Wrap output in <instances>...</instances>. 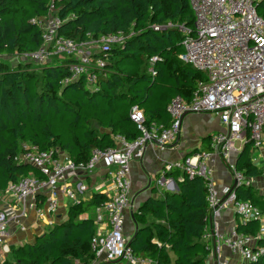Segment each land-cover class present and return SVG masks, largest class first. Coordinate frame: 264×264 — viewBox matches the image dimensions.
I'll return each instance as SVG.
<instances>
[{"label": "trees", "instance_id": "1", "mask_svg": "<svg viewBox=\"0 0 264 264\" xmlns=\"http://www.w3.org/2000/svg\"><path fill=\"white\" fill-rule=\"evenodd\" d=\"M50 4L60 20L57 36L81 43L124 34L119 44L92 53L105 62L91 71L97 73V90L88 87L87 74L71 78L72 55H54L43 63L19 60L21 53L42 45V29L32 19L47 15ZM256 11L264 18V0H257ZM168 23L172 26L153 28ZM179 25L194 26L189 0H0V191L22 176H41L32 164L15 159L24 142L39 150L61 149L75 162H86L95 148L114 147L117 134L128 141L140 136L130 118L134 104L142 108L146 123L168 125L171 99L179 94L189 101L206 79L178 57L184 38ZM153 56L157 59L151 62ZM6 57H15L17 65ZM253 149L251 141L243 145L235 169L246 178L264 180V168L252 161ZM167 175L177 190L151 188L132 212L129 246L144 260L139 264H206L210 250L203 236L210 209L205 181L177 168ZM234 191L264 211V194L254 184L236 185ZM107 199L106 193L92 192L69 205L65 219L45 226L31 241L10 245L1 264H94L95 209ZM259 228L258 220L249 219L235 230L255 235ZM258 245L264 246V240ZM248 264H264V251Z\"/></svg>", "mask_w": 264, "mask_h": 264}, {"label": "built area", "instance_id": "2", "mask_svg": "<svg viewBox=\"0 0 264 264\" xmlns=\"http://www.w3.org/2000/svg\"><path fill=\"white\" fill-rule=\"evenodd\" d=\"M194 15L192 29L179 25L184 38L183 51L179 58L203 71L206 79L199 81L189 101L179 94L167 106L170 123H146L142 108L134 104L130 118L136 123L141 134L133 141L122 135H115L116 145L106 149L95 148L86 162H75L65 151L50 148L39 150L34 144L22 143L23 151L16 155L17 161L38 167L44 178L22 176L10 182L0 191V257L10 252L12 232L10 226L24 231V219L33 209L43 225L56 222V210L60 196L78 204L90 192L106 193L108 199L95 209V235L91 246L95 253L94 263L105 260L124 259L128 264H139L144 260L134 255L125 235L126 212L132 210V180L130 162L141 160L147 146L166 149L178 138L182 117L186 112H208L218 116L225 129L210 136V150H197L185 155L181 160L165 161L160 169L155 185L173 190L175 180L167 173L180 169L188 177L199 176L205 181L210 221L221 209H235L245 222L256 219L261 223L255 235L236 230L222 233L215 224L209 233L214 245L209 250L216 258V264H248L255 261L264 251L258 245L264 232V211L249 200L238 199L231 186L218 188L214 182L212 162L215 157L223 159L231 171L236 185L250 183L242 172L235 169L232 152L240 150L236 142L253 143L252 155L264 146V18L256 11L257 0H189ZM50 10L47 15L32 19L42 29V45L31 52L18 55L19 60L43 63L58 54L72 55L76 61L70 65L71 78L87 74L88 87L97 90V73L104 60L92 58L95 51H107L111 46L124 40L121 33L101 36L97 40L81 43L56 35L60 20ZM172 26L154 25L158 30ZM91 44L97 48L88 49ZM92 46V45H91ZM92 52V53H91ZM157 59L153 56L150 61ZM151 71V70H150ZM154 73V71H151ZM66 78L64 81H68ZM255 162V158H252ZM101 163L106 169L107 180L94 183L85 181L86 174ZM264 190V188H263ZM45 196L44 204L39 205L37 194ZM264 194V193H263ZM226 246L233 259L223 256L221 248ZM105 255V257H103Z\"/></svg>", "mask_w": 264, "mask_h": 264}, {"label": "crops", "instance_id": "3", "mask_svg": "<svg viewBox=\"0 0 264 264\" xmlns=\"http://www.w3.org/2000/svg\"><path fill=\"white\" fill-rule=\"evenodd\" d=\"M181 124L182 126L178 138L176 141L169 144L166 149L156 148L155 146H147L141 160H132L130 162V174L132 180L131 190L134 198L133 202L138 199L136 206L139 205L145 197L151 194V188L155 186L156 182V180L154 181L152 179V176L155 175L158 178L160 169L165 161L180 160L191 150H206V148L210 147V136L217 131L225 129V126L220 122L218 116L208 112H186L182 117ZM239 147L242 149L243 144L240 143ZM259 151L262 153H259L261 155L259 157H262L264 160V147H262ZM236 154L237 153L232 152V159H235ZM254 163L258 169L261 170L264 168V161H259L255 158ZM212 167L214 172V182L218 188L232 186L234 179L231 171L223 159L215 157L212 162ZM105 173L106 169L101 163H98L95 168L90 171V173L88 172L86 174L85 181L90 185L105 182L107 180ZM258 178H250V183L252 185L254 184L259 192L263 194L264 180L262 178L261 182H258ZM145 181H148V184L143 187L142 184H144ZM91 193L92 192L88 191L85 194L84 199H88L91 196ZM65 200L66 199L64 197L60 196L59 208L55 213L58 220L65 219L64 217L66 216L67 208L71 205L70 201L65 202ZM131 209H133V204ZM128 214L130 215V210H128L127 215ZM239 222H241V219L235 209H221L215 217H213L210 221L208 220L203 239L208 241L212 246L214 245V238L209 233L215 224L222 233L229 234L231 231L235 230ZM24 225L26 226L24 231L19 230L18 227L13 225L10 226L9 230L12 232V239H10L11 245H19L24 242L31 241L34 238V235L41 233L46 226L43 225L41 220L36 218L33 209L29 210L28 216L24 219ZM259 226H261L260 222ZM134 229V222L127 219L125 221V232L128 238L132 236ZM262 239L264 240V232L262 233ZM221 253L223 256L233 259V255L226 246L222 245ZM103 257H105V255ZM3 260L4 259L0 257V264ZM122 262L123 261L121 259L105 260V258H101L94 264H124ZM206 264H216V258L211 251L206 258Z\"/></svg>", "mask_w": 264, "mask_h": 264}, {"label": "rangeland", "instance_id": "4", "mask_svg": "<svg viewBox=\"0 0 264 264\" xmlns=\"http://www.w3.org/2000/svg\"><path fill=\"white\" fill-rule=\"evenodd\" d=\"M92 45V46H91ZM89 47H88V49H93V48H97V45L96 44H91ZM4 59H5V57H4ZM6 59H9V61L11 60L12 61V66H16L17 65V61H16V58L15 57H12V58H7L6 57ZM53 59H55V58H53ZM191 113H195V112H191ZM181 126H182V124H181ZM240 144V142H236V145L238 146ZM262 147H264V146H262ZM261 147V148H262ZM261 148H258V149H256L257 150V153L256 154H253L252 155V158H256L257 160H259V161H264L263 159H262V157H259V156H261L259 153H261L259 150L261 149ZM262 154V153H261ZM181 160V159H180ZM170 161H173V160H170ZM90 173V172H89ZM152 179L155 181L156 179H157V176H155V175H153L152 176ZM246 180H248L249 182H250V179L249 178H246ZM261 180H262V176H259V178H258V182H261ZM148 184V181H145L144 182V184H142V186L144 187V186H146ZM89 186H92V184L90 185L89 184ZM136 188H140V187H136ZM170 191H174V190H170ZM65 198V197H64ZM66 200H65V202H69V201H67L68 199L67 198H65ZM138 200V199H137ZM137 200H135L134 202H133V210H135V208H136V203H137ZM2 203V200L0 199V204ZM138 206V205H137ZM90 214H92V212H90ZM64 218H66V216L64 217ZM127 219L130 221V220H132V218H131V215H127ZM126 219V220H127ZM122 263H124L125 264V260L124 259H122Z\"/></svg>", "mask_w": 264, "mask_h": 264}, {"label": "bare ground", "instance_id": "5", "mask_svg": "<svg viewBox=\"0 0 264 264\" xmlns=\"http://www.w3.org/2000/svg\"><path fill=\"white\" fill-rule=\"evenodd\" d=\"M263 18V17H262ZM123 36H124V34H122ZM104 36V35H103ZM101 37H99L98 39H100ZM124 38H125V36H124ZM91 40H97V39H91ZM87 41H89V40H87ZM95 49H91V51L93 52ZM91 52V53H92ZM56 149V148H55ZM48 150V149H47ZM34 166V165H33ZM36 167V166H35ZM39 171H40V169L38 168V167H36ZM40 173H41V171H40ZM29 176H33V175H29ZM35 177H37V176H35ZM37 178H40V179H43L44 178V176H43V174L41 173V176H39V177H37ZM44 199H45V196L44 195H42V194H40V193H38L37 194V196H36V200H37V203L39 204V205H42V204H44ZM72 205H73V203H71ZM58 208H59V206H58ZM58 208H57V210H58ZM56 210V211H57ZM126 218H127V212H126ZM92 247V246H91ZM93 249V248H92Z\"/></svg>", "mask_w": 264, "mask_h": 264}, {"label": "water", "instance_id": "6", "mask_svg": "<svg viewBox=\"0 0 264 264\" xmlns=\"http://www.w3.org/2000/svg\"><path fill=\"white\" fill-rule=\"evenodd\" d=\"M235 186H236V182H235V180H234V181H233V184H232L231 187L234 189ZM173 190H175V191L177 190V185L174 186ZM137 207H138V206H136V208H137ZM136 208H135V209H136ZM132 212H133V209L130 210L131 218H132V216H133ZM133 236H134V234L131 236L130 240L128 241V244L130 243V241H131V239L133 238Z\"/></svg>", "mask_w": 264, "mask_h": 264}, {"label": "clouds", "instance_id": "7", "mask_svg": "<svg viewBox=\"0 0 264 264\" xmlns=\"http://www.w3.org/2000/svg\"><path fill=\"white\" fill-rule=\"evenodd\" d=\"M243 145H244V144H243ZM240 150H241V149H240ZM240 150H239V151H240ZM239 151H238V152H239ZM238 152H237V153H238Z\"/></svg>", "mask_w": 264, "mask_h": 264}]
</instances>
